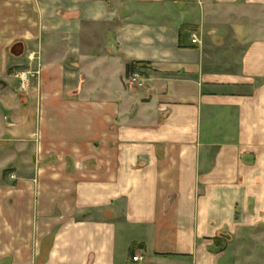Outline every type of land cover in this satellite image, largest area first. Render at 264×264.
Returning <instances> with one entry per match:
<instances>
[{
    "label": "crops",
    "instance_id": "obj_1",
    "mask_svg": "<svg viewBox=\"0 0 264 264\" xmlns=\"http://www.w3.org/2000/svg\"><path fill=\"white\" fill-rule=\"evenodd\" d=\"M0 156V264H264V0H0Z\"/></svg>",
    "mask_w": 264,
    "mask_h": 264
},
{
    "label": "built area",
    "instance_id": "obj_2",
    "mask_svg": "<svg viewBox=\"0 0 264 264\" xmlns=\"http://www.w3.org/2000/svg\"><path fill=\"white\" fill-rule=\"evenodd\" d=\"M192 42L194 44H196L198 42V40L196 38H193V41ZM19 78H20L22 84H25L26 83V81H27V75L26 74H19ZM139 260H143V258L142 257H135L134 258V261H139Z\"/></svg>",
    "mask_w": 264,
    "mask_h": 264
},
{
    "label": "rangeland",
    "instance_id": "obj_3",
    "mask_svg": "<svg viewBox=\"0 0 264 264\" xmlns=\"http://www.w3.org/2000/svg\"><path fill=\"white\" fill-rule=\"evenodd\" d=\"M0 157H1L0 160H1V161H4L3 158H2L3 156H0ZM10 173H11V172H8V171H7V172H5V173H0V175H3V177H4L5 174H6V175H9ZM13 177H14V178H13ZM10 178H11L12 180H15V176H13L12 174H11Z\"/></svg>",
    "mask_w": 264,
    "mask_h": 264
},
{
    "label": "trees",
    "instance_id": "obj_4",
    "mask_svg": "<svg viewBox=\"0 0 264 264\" xmlns=\"http://www.w3.org/2000/svg\"><path fill=\"white\" fill-rule=\"evenodd\" d=\"M132 70H133V68H129V69H128V71H129L130 73L132 72Z\"/></svg>",
    "mask_w": 264,
    "mask_h": 264
}]
</instances>
